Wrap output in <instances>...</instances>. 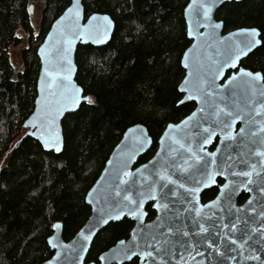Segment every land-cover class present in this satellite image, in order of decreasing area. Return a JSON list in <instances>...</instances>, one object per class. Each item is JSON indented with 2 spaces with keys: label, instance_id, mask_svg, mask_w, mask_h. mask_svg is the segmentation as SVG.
<instances>
[{
  "label": "trees",
  "instance_id": "obj_1",
  "mask_svg": "<svg viewBox=\"0 0 264 264\" xmlns=\"http://www.w3.org/2000/svg\"><path fill=\"white\" fill-rule=\"evenodd\" d=\"M71 0H43L38 34L30 24L29 0H0V264H41L52 256L47 238L62 224L69 241L90 214L84 197L129 127L144 126L153 141L137 163L146 162L168 124L186 117L194 104L178 106L184 77L180 60L190 45L183 10L189 0H83L85 18L106 14L115 24L102 48L78 46L76 83L91 103L61 122L60 154L44 152L25 136L23 122L32 113L39 61L36 50L51 23ZM224 32L256 28L264 41V0H240L216 13ZM22 69L14 72L8 48L21 39ZM264 75V48L241 63ZM213 195L205 193L203 199ZM148 219L154 212L147 207ZM133 223L108 225L94 240L86 263L117 241L127 239ZM126 264H137V259Z\"/></svg>",
  "mask_w": 264,
  "mask_h": 264
},
{
  "label": "water",
  "instance_id": "obj_2",
  "mask_svg": "<svg viewBox=\"0 0 264 264\" xmlns=\"http://www.w3.org/2000/svg\"><path fill=\"white\" fill-rule=\"evenodd\" d=\"M237 1L240 0H215L209 14L210 21H205L202 11L199 16L196 14L198 5L204 0L188 1L183 10V18L190 45L183 52L180 60L184 77L178 85V91L182 98L177 105L192 103L194 109L178 123L168 124L164 128L157 139L154 154L140 165H137L139 159L150 151L153 141L147 129L140 124L125 130L120 141L110 153L98 178L85 194V204L90 208L87 220L69 241H64L62 238V224L54 223L52 234L47 238V245L52 251V256L41 264H96L94 262L86 263L94 240L108 225L121 222L124 219L133 223L128 238L117 241L112 247L101 253L97 258L98 264H126L134 259H137V264H160V257L156 256L155 252H153V255L156 256L155 261L144 257L145 250L152 251V249L146 248L145 238L150 234L167 233L168 227L180 230L176 236L171 237L173 241L191 240L192 245L186 244L184 248H181L179 244H176L173 248L174 254L163 257L166 264H264V246L254 243V240L259 238L257 234H254L253 241L243 244V247H241L242 241L239 239L242 236L241 232L235 233L236 245H231L228 239L233 236L230 224L237 217L241 218V222L237 224L239 229L245 228L244 220H248L249 229L260 227L261 218L258 213L264 208V201L260 200L261 194L255 190V187L250 185L245 188L240 184L241 178L231 175V171H238L239 168L228 169L224 163L229 154L235 158L238 154L247 153L246 144L251 146L249 144L251 138L248 135L250 124L247 120L249 109L245 108L243 100H240V107L244 108V111L240 118L234 116L231 128L227 130L222 125H217L214 118L207 114L208 105L213 100L219 103L221 95L228 103H231L232 92H235L236 98L239 99L243 94L244 81L247 79L240 76V70L243 68L239 65L252 53L242 56L236 61L235 67L231 66L232 60L229 57L234 55L235 45L246 39L240 30L251 28H239L224 32L223 22L216 20V13L223 5ZM75 2L76 0H71L68 7L51 23L36 50L39 61V72L35 85L36 96L32 113L23 122V128L26 130L25 136L37 141L43 151L47 153L60 154L62 152L64 146L62 120L65 116L76 113L82 104H88L90 100V97L84 95L75 80L77 74L75 55L78 46L102 48L109 43L115 28L113 20L106 14L93 13L85 18L83 0H79L78 17L69 13L68 9ZM28 12L32 13L31 7H28ZM104 17H107V21L104 20ZM208 23L219 24L220 27L206 26ZM88 27L91 29L90 35H82L83 30ZM234 33L240 34L233 35ZM66 41H71V43H66ZM221 63L224 64V67L221 73L217 74L216 69ZM214 74L216 96L208 98L205 102L197 92L200 86L199 82L201 79L210 80ZM65 77L68 78L65 79ZM233 77H237V79L233 81ZM182 89H187V91H182ZM226 89L230 90L226 91ZM190 96L197 98L190 99ZM201 107L206 109L204 113L199 111ZM194 112L197 113V116L187 128L179 127L172 131L169 130L170 125L181 126L182 121ZM258 119L264 121V117ZM198 122L202 127H209L215 133L210 143L203 145L204 152L200 154L215 153L214 157L206 156V159L216 160L217 167L213 168L210 165L208 169L209 172L216 174L213 180L205 179L199 185L185 183V188H179L178 184L184 182L180 179L181 176L187 177L189 173L196 174V167L191 168L189 173L183 174L174 168L169 169L173 179L177 180L176 186L169 185V187L174 188L179 199L171 197L170 211H164L160 205L168 203L167 201H161L159 196L156 199L151 198L147 194L146 184L142 189L139 187L141 174L149 177L154 170V165L158 169L163 160H169V162L175 160L182 163L184 159H188V153L180 149L179 145L174 143V139H179L181 142L187 140L193 151H199L200 146L197 144L199 137L195 135L196 129L192 126ZM237 127L239 128L237 129ZM242 128L245 129L243 134L240 131ZM228 132L234 139H227ZM145 138L147 142L141 144L140 141ZM46 141L48 146H46ZM215 143L214 150L210 151ZM57 144L59 151L56 150ZM169 145L177 149V152L172 153L171 156L166 155L169 152ZM125 172L131 173L132 176H125ZM133 178L136 180L135 188L132 186ZM196 178L200 179L198 174H196ZM121 179L128 183L122 184ZM150 179L154 180L157 177L151 176ZM218 179L222 180L223 184L218 187L216 197L212 201L202 204L201 194L216 187ZM226 185L228 187H225ZM188 188H196L195 195L186 193ZM125 189H129V191H125ZM117 191L120 192V196H116ZM138 192L144 194L137 195ZM228 193H231L230 200L227 199ZM242 193L247 194L249 198L242 205H238L237 200ZM125 195H131L133 200L140 201V203L138 205L129 204L124 200ZM250 200L252 204H249ZM147 207H150V210L154 212L152 219H148ZM253 208H255V212H253ZM196 209L200 210L199 215H197ZM238 209L239 211H237ZM250 217H256V222L253 223ZM201 223L209 228V232L193 235L199 231ZM225 224H228L229 227H223ZM183 231H188L190 236L182 237ZM135 245H139V247H135ZM129 249H131L130 252H128ZM125 252H128L130 258L125 257ZM132 253H136V255ZM252 256H259L260 259H249Z\"/></svg>",
  "mask_w": 264,
  "mask_h": 264
},
{
  "label": "snow or ice",
  "instance_id": "obj_3",
  "mask_svg": "<svg viewBox=\"0 0 264 264\" xmlns=\"http://www.w3.org/2000/svg\"><path fill=\"white\" fill-rule=\"evenodd\" d=\"M215 4V0H204V2L198 5L196 14L199 16L201 11L203 13V18L205 21H210V12L212 11V7ZM79 0L73 4L71 8L68 9L69 13L75 14L77 17L79 16ZM104 20L107 21V17H104ZM206 26L212 28H219V24H211L208 23ZM90 27L85 28L82 32V35L89 36L90 35ZM240 33L244 34L246 39L241 41L239 44L235 45V53L234 55L230 56L229 59L232 60V67H235L236 61H238L242 56H247L249 53H255V50L260 48H264V41H262L260 37V33L257 29H241ZM240 33H234L233 35H238ZM66 43H71V41H66ZM242 45V46H241ZM224 64L221 63L220 66L216 69V73H221ZM240 76L247 78L244 81V89L243 94L236 98L237 94L232 92L231 103L226 102L225 97L221 95L220 102L217 103L215 100L211 104L208 105V112L207 114L210 117L214 118V121L217 125H222L224 129H230L231 124L233 122L234 116L236 118H240L241 113L244 111V108L240 107V100H243L244 107L249 109L247 114V120L250 124V128L248 131V135L250 136L249 144L250 147L246 144L245 146L248 147V151L246 154H238L237 157H232L230 154L228 155L227 159L224 163L227 165L228 169H232L233 167H238V171H231V175L240 179V184L245 188L248 186H254L255 190L261 194L260 200L264 201V121H261L258 118L264 117V75L260 72H252V71H244L243 69L240 70ZM68 77H65L67 79ZM237 77H233L232 80L235 81ZM200 86L197 89V92L200 97H203L205 102H207L208 98L215 97V74L212 78L209 79H201ZM230 89H226L228 91ZM78 91V90H77ZM182 91H187V89H182ZM190 99H196L197 97L190 96ZM89 103L92 101L89 100ZM183 103V101H181ZM223 104V106H221ZM201 113H204L206 109L201 107L199 109ZM197 116V113H193L189 116L186 120L182 121L181 126H169V130L172 131L174 128L185 127L187 128L190 124H192L194 118ZM195 129V135L199 137L197 140V144L200 146L199 151H193L192 146L190 143L185 140L181 142L179 139H174V143L178 144L180 149H183L186 153H188V159H184L182 163H178L175 160H163L160 163L159 168L157 169L154 165V170L150 173L149 177L143 176L141 174V182L139 187L142 189L144 188L145 184L147 185V194L156 199L159 196L161 201H167L168 203H162L160 206L164 211H170L169 203H172L171 197H179L177 196V192L174 188L169 187V185L176 186L177 180L173 179L172 174H170L169 169L174 168L180 173H189V170L193 167H196V174L199 175L200 179L196 178V174H191L187 177L181 176V182L178 184L179 188H185V183H191L195 185H199L204 182L205 179L213 180L215 172H209V166L211 165L213 168L217 167V163L215 159L208 160L206 156H215V153H205L201 155L200 153L204 152L203 145L210 143L212 136L215 134L213 131L210 130L209 127H202L201 123H196L192 125ZM254 129V130H253ZM241 134L245 133V129H241ZM167 135V134H166ZM227 139L231 140L234 139L231 133H227ZM146 138L140 141L141 144L146 143ZM187 144V147L185 145ZM46 146H48V142L46 141ZM230 147V145H229ZM56 150L59 151L58 144L56 145ZM177 149L169 145V152L166 155L171 156L172 153H176ZM191 161V163H190ZM147 167V166H145ZM125 176H132L131 173L125 172ZM151 176L157 177V179H150ZM122 184L128 183L121 179ZM132 186L133 188L136 187V180L135 178L132 179ZM225 187H228L227 185ZM251 190V189H249ZM125 191H129V189H125ZM196 188H188L186 189V193L191 195H195ZM143 192H138L137 195H143ZM116 196H120V192H116ZM227 199H231V193L227 194ZM124 200L127 201L129 204H139L140 201L133 200L131 195H125ZM249 204H252V201H249ZM195 207V206H194ZM239 211V209L237 210ZM197 215L200 214V210L196 209ZM253 212H255V208H253ZM258 216L261 218L259 223L260 227L251 228L248 227V220H244L243 223L245 225L244 229L237 228V224L241 222V218L237 217L235 221L231 222L230 228L232 230L233 236L229 237V242L231 245L237 244V238H235L236 232H241L242 236L239 239L242 241L241 247L243 244L248 243L249 241H253L254 234L258 235V239L254 240V243L261 244L264 246V208L260 210ZM211 219V218H209ZM253 223L256 222V217H250ZM106 222V221H105ZM223 227H229L228 224L223 225ZM180 232L179 229H174L173 227H168L167 233L160 232L158 235L150 234L149 237L145 238V245L147 249H152V251H144V257L146 259L150 258L155 261L156 256L160 257V264H166L163 257L165 255H173V248L176 244H179L181 248H184L186 244L188 246L192 245L191 240L184 241L183 239L173 241L171 237L176 236L177 233ZM209 228L205 227L203 223L199 224V231L194 233L193 235H201L204 233H208ZM182 237H189L190 233L188 231H183L181 233ZM227 235V234H226ZM154 242V243H153ZM123 243V242H121ZM158 245V247H157ZM135 247H139V245H135ZM235 250V249H233ZM131 249L128 250L130 252ZM128 252H125L124 255L126 258H130ZM153 252L156 253V256L153 255ZM136 255V253H132ZM249 259H260L259 256H252Z\"/></svg>",
  "mask_w": 264,
  "mask_h": 264
},
{
  "label": "rangeland",
  "instance_id": "obj_4",
  "mask_svg": "<svg viewBox=\"0 0 264 264\" xmlns=\"http://www.w3.org/2000/svg\"><path fill=\"white\" fill-rule=\"evenodd\" d=\"M27 7H31L32 13L29 14L30 24L34 30V34H38L43 11V0H29ZM26 47V40L21 39V44L18 46H10L8 48V57L14 72H19L22 69L21 49Z\"/></svg>",
  "mask_w": 264,
  "mask_h": 264
},
{
  "label": "flooded vegetation",
  "instance_id": "obj_5",
  "mask_svg": "<svg viewBox=\"0 0 264 264\" xmlns=\"http://www.w3.org/2000/svg\"><path fill=\"white\" fill-rule=\"evenodd\" d=\"M241 63V62H240ZM241 68H243L242 66H241V64L239 65ZM244 70H248V69H245V68H243ZM248 71H251V70H248ZM252 72H254V71H252ZM255 72H259V71H255ZM261 73V72H260ZM262 75H263V73H261ZM240 127V126H239ZM239 127H237V129L239 128ZM215 145H216V143L210 148V151H213L214 150V147H215ZM151 158V157H150ZM149 158V159H150ZM148 159V160H149ZM145 163V162H144ZM143 164V163H142ZM138 165H140V164H138ZM223 184V181L222 180H220V179H218L217 180V186L216 187H214V188H211V189H209V190H206L205 192H203L202 194H201V203L202 204H205V203H207V202H209V201H212L215 197H216V195H217V193H218V187L219 186H221ZM213 191V195L211 196V197H209V198H206V199H203V195H205V193H207V192H210V191ZM249 197H248V195L247 194H245V193H242V194H240L239 195V198H238V200H237V202H238V205H242L245 201H247V199H248Z\"/></svg>",
  "mask_w": 264,
  "mask_h": 264
}]
</instances>
